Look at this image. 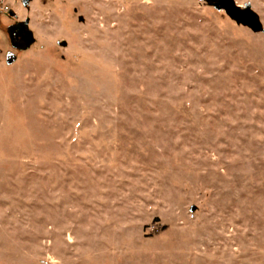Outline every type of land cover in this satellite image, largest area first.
Masks as SVG:
<instances>
[{"label": "rangeland", "instance_id": "374dc122", "mask_svg": "<svg viewBox=\"0 0 264 264\" xmlns=\"http://www.w3.org/2000/svg\"><path fill=\"white\" fill-rule=\"evenodd\" d=\"M215 1L0 0V264H264V32Z\"/></svg>", "mask_w": 264, "mask_h": 264}, {"label": "water", "instance_id": "95a60500", "mask_svg": "<svg viewBox=\"0 0 264 264\" xmlns=\"http://www.w3.org/2000/svg\"><path fill=\"white\" fill-rule=\"evenodd\" d=\"M214 5L217 9L224 10L238 24L248 26L255 32H264L260 17L250 4L243 8L235 0H216ZM24 39L27 45L32 44L35 40L33 33L29 30H24Z\"/></svg>", "mask_w": 264, "mask_h": 264}, {"label": "flooded vegetation", "instance_id": "af4514ba", "mask_svg": "<svg viewBox=\"0 0 264 264\" xmlns=\"http://www.w3.org/2000/svg\"><path fill=\"white\" fill-rule=\"evenodd\" d=\"M24 30L25 29H22V30H16V32H15V34H16V36L18 37V39L20 38V37H22V35H24ZM24 37V36H23ZM22 39V38H21Z\"/></svg>", "mask_w": 264, "mask_h": 264}]
</instances>
